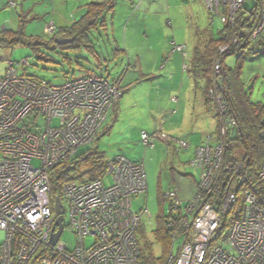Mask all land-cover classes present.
<instances>
[{"label": "built area", "instance_id": "2783aa9c", "mask_svg": "<svg viewBox=\"0 0 264 264\" xmlns=\"http://www.w3.org/2000/svg\"><path fill=\"white\" fill-rule=\"evenodd\" d=\"M18 1L9 0V5L16 7ZM204 2L211 15L231 28L244 7L259 12L253 31L242 29L218 47L213 71L219 79L224 55L244 49L247 42L256 48L264 43V0ZM44 30L51 37L57 27L52 21ZM3 32L0 27V36ZM29 66L28 59L10 62L0 78V264H142L137 235L142 213L133 209V198L148 191V181L143 162L125 157L110 163L109 186L102 180L63 186L64 225L68 216L65 228L77 243L71 248L62 242L64 231L51 243L59 216L49 172L95 142L123 96L120 86L98 75L52 85L26 75ZM218 88L216 82L210 98L221 127L197 147L190 162L199 174L198 193L185 206L175 189L165 194L172 211L183 215L169 221L166 264H264V192L259 190L264 160L257 171L244 160L227 161L228 136L237 121ZM157 141L179 150L190 146L162 132L142 133L145 147L154 148Z\"/></svg>", "mask_w": 264, "mask_h": 264}, {"label": "rangeland", "instance_id": "374dc122", "mask_svg": "<svg viewBox=\"0 0 264 264\" xmlns=\"http://www.w3.org/2000/svg\"><path fill=\"white\" fill-rule=\"evenodd\" d=\"M77 10L78 8L69 11L68 14ZM82 14L75 15L76 20H79ZM38 22H34V28L38 26ZM223 27L220 19L210 14L204 0H116L113 13L107 17V30L100 26V31L93 32L92 40L98 44L96 48L103 55L100 59L101 63H98L83 47L62 52L58 49L54 50L51 45L52 47L49 48L42 47L38 53L26 45H16L11 48L2 47L0 48V56L3 58L0 61V78H3L10 62L18 63L23 59H28L30 66L25 71L26 75L47 81L52 85L60 86L72 79L95 75L113 81L124 73L128 65L124 57L113 60V51L118 46L124 49L125 44H128L131 47L129 53L136 49V52L139 51L149 61L151 58L152 61L164 58L161 61V64L164 65L170 56V52L165 53V50L168 46L171 47L172 42H175L188 47L186 55L188 59L186 60L189 61L196 44L204 42L206 37L211 38L213 35H217ZM32 36H35V39L46 40L44 26ZM259 50L264 52V43L259 48H256L254 43L249 44L242 51L233 52L227 56L224 64L226 67L240 72L241 81L250 101L264 105V54L261 55ZM143 64H146L145 61ZM152 66L153 64H149L150 68ZM20 72L22 74L24 71ZM159 72H163V75L167 73V71L157 69V73H154L157 75H152L153 80L138 82L137 87L135 86L136 88L132 92H124L123 97L128 99L134 93L140 94L143 87L146 88L149 84L160 79L157 77ZM143 73H146L144 68L141 71L139 69L135 72L130 71L127 83L134 79L142 80L144 76H140ZM131 88L133 87L127 88L125 91ZM177 96L175 95L174 98ZM123 97L119 102L123 100ZM140 109L141 107H138L127 113L134 123H143V120H140ZM114 118L111 117L108 121ZM119 131L120 129L117 128L112 136L105 134L99 138L100 140L104 138L106 149H102L101 152H106L105 160L115 161L119 157H123L118 155L121 153L118 151L120 145L117 144L121 143V137L118 136ZM179 139L185 138L179 137ZM100 140L89 147L91 151L87 152V149L81 151L88 158H92L91 153L93 150H98ZM114 143L117 145H113ZM128 145H122L121 148L128 150ZM130 149L128 151L133 156L143 158L148 181V191L133 198V209L137 213H142L141 226L144 238L139 236V243L144 249L146 245L150 247L151 251H146L147 256L151 254L156 261H161L166 258L167 253H165L164 243L158 241L156 236L158 219L163 215L169 216L171 208L170 201L159 202L160 192L166 194L170 189H175L178 190L182 201L189 202L193 199L197 192L195 179L199 178L197 171L190 165L193 150L169 153L167 146L160 141L156 142L155 148H147L141 143L139 147L138 145L136 147L135 144L131 145ZM70 160L74 165L81 167L82 173L87 172L89 165L82 162L80 157H73ZM137 162L133 161V163ZM34 164L37 167L40 166L37 160L34 161ZM104 183L106 186L111 185L113 177L106 176ZM62 202L64 203V193ZM186 204L184 203V206ZM146 210L147 213L144 214ZM68 224L69 217L66 216L65 225L68 226ZM61 241L67 243L71 248L75 247L77 243L76 236L69 227L65 228ZM90 242L91 240L88 241V243Z\"/></svg>", "mask_w": 264, "mask_h": 264}, {"label": "crops", "instance_id": "0c3cea01", "mask_svg": "<svg viewBox=\"0 0 264 264\" xmlns=\"http://www.w3.org/2000/svg\"><path fill=\"white\" fill-rule=\"evenodd\" d=\"M92 3H109L110 9L104 14L105 24L107 26V17L110 13H113L116 0H19L16 7L10 6L9 0H0V27L4 28L2 36L9 37L22 31L26 37L35 38V36L32 35L43 26L45 29V25L52 21L57 26L58 32L62 31L82 19L86 15L88 6ZM131 7L133 9V3ZM10 8L11 10L9 11ZM76 8H78L77 11L68 14L69 11H73ZM79 13L83 14L79 20H76L75 15ZM36 21H39L37 23L38 26L34 28L33 25ZM105 29L107 30L106 27ZM207 39L206 37L205 40ZM198 44L199 43L194 47L193 54L189 61H187L186 59L188 58L186 55L188 47L172 42L171 47L168 46L166 48L167 50H165V53L170 52V56L164 65L161 64L164 58L154 59L153 61L151 58L149 61L139 51L136 52V49H134V52L129 53L131 47L128 44H125L124 49H121L120 46L115 49L119 50L118 59L124 57V60L128 62L127 68L122 74L120 81L125 89L130 87L133 88L124 91L125 93H127V91L132 92V90L137 87L136 85L138 82L153 80L152 75H157L154 74L157 73V69L159 71H167L164 75L163 72H159L160 74H158L157 77H160V79L149 84L146 88L143 87L140 94L134 93L128 99L122 96L123 100L118 104V113L116 111L113 116V118H115L107 121L99 138L105 134L112 136L115 134L116 129L119 128L120 131L118 136L121 137V143H117L120 145L118 151L121 153L118 154L119 156H123L130 161L133 160L134 162L141 161L144 164L143 158L133 156V154L129 152L131 150V145L135 144L136 147L137 145L138 147L141 145L142 133L144 132H162L175 138H185L184 140L188 141L190 145L186 150H193L192 157H194L197 147L201 145L208 136L216 135L219 129V119L215 106L208 103L206 100L205 93L207 83L205 79L197 76L193 72L191 64ZM175 47L184 48L182 51H177ZM144 61L146 63L145 65L143 64ZM149 64H153V66L150 68ZM143 68L146 73L140 76H144L142 80L139 78V80L134 79L127 83L129 79L128 73L130 71L135 72L138 69L141 71ZM175 95L178 96L174 98ZM173 99L177 101H173ZM138 107H141L139 114L140 120H143V123H134L127 115L129 111H134V109ZM111 120L112 123H110ZM99 138L98 140H100ZM117 144L114 143L113 145ZM122 145H128L127 149L129 151L121 148ZM97 148L99 152H101L102 149H106L104 138L100 140ZM162 150L165 151L164 149ZM167 150L169 153H179L182 151L174 146H167ZM101 153L105 156L106 152ZM107 161L111 160L107 159ZM195 181L197 186L198 178H196ZM176 191L178 192V190ZM197 193L198 188L194 197ZM183 203L188 202L183 201Z\"/></svg>", "mask_w": 264, "mask_h": 264}, {"label": "trees", "instance_id": "16d2710c", "mask_svg": "<svg viewBox=\"0 0 264 264\" xmlns=\"http://www.w3.org/2000/svg\"><path fill=\"white\" fill-rule=\"evenodd\" d=\"M254 7L255 6L248 8L246 6L242 11L239 12L236 27L231 28L224 26L217 35L208 38L204 42H200L195 49L191 62L193 72L197 76L205 79L207 83L205 93L207 102L213 104L215 109H217L216 103L210 98V91L213 89L214 84L218 82L219 88L217 92L224 98L230 114L237 121V128H235L234 131H230L228 136L227 161L229 163L230 161L234 163L236 159L244 160L248 169L251 171H257L264 160V137H262V133L264 132V105L261 103L251 102L241 81L240 72L225 66V58L232 53H228L222 58L223 72L221 78L215 79L213 70L218 47L228 43V40H230L233 35L237 34V32L241 31L242 29H245V31L248 30L250 33L257 26L259 12L258 8ZM109 9V3H92L88 6L86 15L76 24L71 25L62 31H57L54 36L47 37L46 40L28 38L21 31L9 37L0 36V48H11L16 45H26L29 46L34 52L38 53L42 47L49 48L53 46L54 50L58 49L62 52H65L68 49L73 50L83 47L87 49L88 54L92 55L98 61V63H101L100 59L103 55L96 48L98 44L92 40L94 38L93 32L101 29L100 26L105 29L106 24L104 14H106ZM59 37L67 39L74 38V42L71 44L55 45L54 43ZM248 45L249 42H247L244 46L246 47ZM242 50L243 49H238L236 52H240ZM118 55L119 50H114L112 55L113 60L118 59ZM121 77L122 75L114 79L112 82L117 83L124 93L125 87L121 84ZM118 104L119 102L116 104V108L109 118L115 115ZM108 119L104 123L102 131ZM220 127L221 126L219 124V129ZM102 131L100 132L99 136L101 135ZM99 136L95 142L98 140ZM90 146L80 149L77 154L73 156L80 157L82 162H86L89 165L87 172L82 173L81 167L79 165H74V163H71L70 159L73 157L60 161L53 167L52 170H50L49 176L51 180L52 202H54L57 198H60L61 200L63 199V186L69 182L75 181L84 183L87 181H104L106 176H108L107 170L109 165L111 162H115L116 160H105L103 153L99 152L98 150H93V153H91V156L93 155V157L88 158V156H86V154L82 151L85 149H87V152L91 151L89 149ZM58 169L59 171H57ZM259 190L260 192H264V184L260 185ZM160 193V203L169 201L165 197V193ZM182 217L183 215L181 211L175 213L172 211V209H170L169 216L163 215L158 219L156 236L158 241L164 243L165 253H167L166 258L162 259L161 261H156V259L151 254L148 256L146 255V251L151 250L148 245H146V248L144 249L139 243V236L144 238L142 235V226H140L137 235L142 264H166L169 256L172 234V230L168 227L169 221L171 219L180 220Z\"/></svg>", "mask_w": 264, "mask_h": 264}, {"label": "water", "instance_id": "95a60500", "mask_svg": "<svg viewBox=\"0 0 264 264\" xmlns=\"http://www.w3.org/2000/svg\"><path fill=\"white\" fill-rule=\"evenodd\" d=\"M73 42H74V38L67 39V38H63V37H59L55 41V43L57 45L71 44ZM263 125H264V122H263ZM262 137H264V132L262 133ZM55 213L59 217H58V220L56 222V226L58 227V232L56 234H54L51 238V243L53 245L57 243V241L59 240V238L61 237V235L65 229V225H64L65 209L63 207L62 200L60 198H57L55 200Z\"/></svg>", "mask_w": 264, "mask_h": 264}, {"label": "clouds", "instance_id": "9594fccd", "mask_svg": "<svg viewBox=\"0 0 264 264\" xmlns=\"http://www.w3.org/2000/svg\"><path fill=\"white\" fill-rule=\"evenodd\" d=\"M56 27H57V26H56ZM57 31H58V29H57ZM3 33H4V32H3ZM3 33H2V35H3ZM56 33H57V32H56ZM56 33H55V34H56ZM2 35H1V36H2ZM47 37H49V36H47ZM70 39H71V38H70Z\"/></svg>", "mask_w": 264, "mask_h": 264}]
</instances>
